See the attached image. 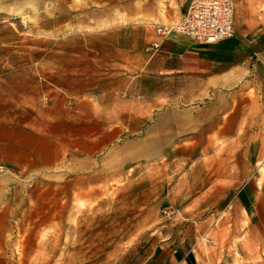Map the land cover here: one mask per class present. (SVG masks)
<instances>
[{
    "label": "rangeland",
    "instance_id": "1",
    "mask_svg": "<svg viewBox=\"0 0 264 264\" xmlns=\"http://www.w3.org/2000/svg\"><path fill=\"white\" fill-rule=\"evenodd\" d=\"M67 2L0 0V111L16 138L10 157L0 158V264H136L164 243L195 246L212 264L224 253L223 264H264V240L249 236L238 201L249 180H264V158L237 176L227 156L211 166L183 102L176 125L167 118L160 133H148L150 116L142 132L101 146L88 139L96 119H74L72 103L62 104V96L110 79L106 26L153 31L179 20L175 1L128 0L133 11L89 13L87 0H75L74 14ZM73 18L78 28L68 27ZM89 21L96 26H82ZM87 100L97 112L95 95ZM152 135L161 139L143 140ZM216 166L220 172H211ZM211 180L224 188H207Z\"/></svg>",
    "mask_w": 264,
    "mask_h": 264
},
{
    "label": "crops",
    "instance_id": "2",
    "mask_svg": "<svg viewBox=\"0 0 264 264\" xmlns=\"http://www.w3.org/2000/svg\"><path fill=\"white\" fill-rule=\"evenodd\" d=\"M94 1L103 4L102 8H97L93 0H87V12L135 9L128 0L126 3L123 0ZM174 1L182 14L190 0ZM233 3L234 36L215 43H199L177 33L159 40L154 30L106 26L105 42L111 53L107 54L104 64L110 79H100L96 85L74 93L72 98L62 96V104L72 103L74 119L83 117L89 125L96 119L98 129L95 133L90 131L88 139L101 142L100 146L109 142L112 145L114 141L121 143L126 141L128 131L142 129V132L146 128L143 126H150L146 122L150 116L154 123L148 133H160L167 118L169 125L171 120L176 125L178 102H183L186 124L190 119L193 125L201 126V139L207 144L201 155L212 158L210 165H219L220 157L227 156L231 158V171L235 176L251 172L252 166L264 158V0H233ZM67 5L72 7L67 11L73 14L81 10L76 8L75 0H69ZM84 23L85 27L96 26L93 21ZM79 26L76 18L68 22V27ZM157 39L160 41L158 51L153 55L145 53L146 42ZM91 95L97 98L99 108L95 113L87 100ZM2 117L0 111V126L3 123L6 130L2 137L0 134V158L8 159L7 150L16 138L11 133V120H2ZM190 138L192 140L193 135ZM160 139L161 136L152 135L143 140ZM226 141L228 144L224 147ZM107 148L105 157L109 158L113 150ZM124 150L120 147L117 152ZM225 150L228 154L223 153ZM52 162H60L59 151ZM75 162L76 158L74 165ZM241 163L245 168L242 169ZM211 172L219 173L220 169L216 166ZM218 183L211 180L206 187L224 188ZM238 201L244 206L249 236L264 240V180L259 184L249 180ZM214 202L211 198L205 201L206 204ZM226 255L224 253L215 264H223ZM136 264L212 262L202 251L196 253L195 246L170 248L164 243Z\"/></svg>",
    "mask_w": 264,
    "mask_h": 264
},
{
    "label": "built area",
    "instance_id": "3",
    "mask_svg": "<svg viewBox=\"0 0 264 264\" xmlns=\"http://www.w3.org/2000/svg\"><path fill=\"white\" fill-rule=\"evenodd\" d=\"M154 31L159 40L172 33L182 34L199 43H215L234 36L233 0H190L179 20L171 24H158ZM160 41L152 40L144 51L153 55Z\"/></svg>",
    "mask_w": 264,
    "mask_h": 264
}]
</instances>
